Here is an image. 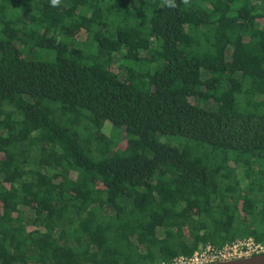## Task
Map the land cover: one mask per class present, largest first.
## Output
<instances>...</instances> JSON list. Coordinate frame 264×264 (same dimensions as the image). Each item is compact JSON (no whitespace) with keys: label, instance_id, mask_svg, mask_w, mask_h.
I'll use <instances>...</instances> for the list:
<instances>
[{"label":"trees","instance_id":"trees-1","mask_svg":"<svg viewBox=\"0 0 264 264\" xmlns=\"http://www.w3.org/2000/svg\"><path fill=\"white\" fill-rule=\"evenodd\" d=\"M250 237L264 0H0V264H162Z\"/></svg>","mask_w":264,"mask_h":264},{"label":"built area","instance_id":"built-area-1","mask_svg":"<svg viewBox=\"0 0 264 264\" xmlns=\"http://www.w3.org/2000/svg\"><path fill=\"white\" fill-rule=\"evenodd\" d=\"M264 252V245L256 242L252 237L227 243L222 247L208 245L196 251L193 255H179L170 263L162 264H205L216 261L231 260L248 257Z\"/></svg>","mask_w":264,"mask_h":264},{"label":"water","instance_id":"water-1","mask_svg":"<svg viewBox=\"0 0 264 264\" xmlns=\"http://www.w3.org/2000/svg\"><path fill=\"white\" fill-rule=\"evenodd\" d=\"M205 264H264V252L248 257L235 258L231 260L216 261Z\"/></svg>","mask_w":264,"mask_h":264},{"label":"rangeland","instance_id":"rangeland-1","mask_svg":"<svg viewBox=\"0 0 264 264\" xmlns=\"http://www.w3.org/2000/svg\"><path fill=\"white\" fill-rule=\"evenodd\" d=\"M25 18V17H24ZM114 134H117V132L114 131ZM173 137H176V138H171V139H168V141L172 144H175L177 146H184L186 144V141H188V139L184 138V137H181L179 135L177 136H174Z\"/></svg>","mask_w":264,"mask_h":264},{"label":"clouds","instance_id":"clouds-1","mask_svg":"<svg viewBox=\"0 0 264 264\" xmlns=\"http://www.w3.org/2000/svg\"><path fill=\"white\" fill-rule=\"evenodd\" d=\"M54 2H57V0H54Z\"/></svg>","mask_w":264,"mask_h":264}]
</instances>
